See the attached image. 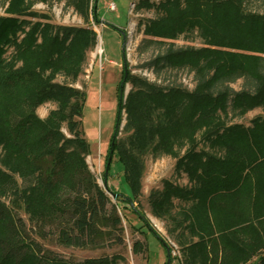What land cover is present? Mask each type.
<instances>
[{"label":"trees","instance_id":"1","mask_svg":"<svg viewBox=\"0 0 264 264\" xmlns=\"http://www.w3.org/2000/svg\"><path fill=\"white\" fill-rule=\"evenodd\" d=\"M53 1L13 0L9 12L16 17H0V193H11L13 210L23 207L42 239L54 236L68 248L121 251L80 262L42 255L38 244L24 238L23 221L0 202V264H129L118 206L86 162L91 150L81 124L87 96L70 86L82 72L87 51L96 45V33L90 28L55 29L49 23L20 19L36 17L30 7ZM97 1L93 0L91 12L90 0H66V6L86 23L90 15L99 23ZM183 3H142L146 9L155 8L158 16L145 24L146 37L138 51L156 52L143 67L157 80L166 73L188 71L196 87L189 92L175 82H150L125 69L120 89L122 94L126 84L133 86L126 106V129L132 133L116 138L120 105L104 178L112 176L115 157L123 167L115 175H122L130 190L125 203L133 205L142 188L143 155L151 151L154 158L177 157V169L187 174L191 188L165 183L162 192L152 194L151 206L162 217L175 208L176 199L193 203L194 223L189 227L200 241L186 251L183 264H219L220 248L225 258L220 264H245L256 255L251 264H264L260 231L249 243L242 237L250 224L264 222V118L253 119L249 127L225 122L228 115L264 110V12L246 11V0ZM196 30L205 47L174 44ZM58 76L65 79L62 84L54 82ZM238 81L242 87L236 91L232 85ZM47 103H55L57 109L42 120L36 111ZM63 128L71 137L63 134ZM202 130L207 151L198 150L197 134ZM14 175L28 186L20 189ZM229 202L243 212L236 209L227 222L228 216L216 206L226 208ZM247 205L251 212L244 210ZM132 211L149 225L144 214ZM133 228L143 234L141 228ZM230 244L240 246L231 263L226 261L231 255L225 253ZM146 251V243L132 244L133 255ZM172 262L170 254L166 264Z\"/></svg>","mask_w":264,"mask_h":264},{"label":"rangeland","instance_id":"2","mask_svg":"<svg viewBox=\"0 0 264 264\" xmlns=\"http://www.w3.org/2000/svg\"><path fill=\"white\" fill-rule=\"evenodd\" d=\"M12 1L13 0H0V17H16L9 12ZM166 1L168 0H136L134 7L131 8L132 0H98L96 15L99 23H96L91 15L86 23L73 8H68L66 6V0H54L51 4L38 3L29 9L31 13L37 14L36 17L29 16L20 18L31 22V24L39 21L43 24L49 23L55 29L90 28L96 33V45L93 49L87 51L82 72L78 76L76 82L70 86L84 91L87 96L81 124L84 138L90 143L91 150L90 155L86 158V162L91 172L95 174L99 186L104 190H109V192L107 191L108 196L111 201L118 206L125 229L126 249L123 250V252L128 256L129 264H141V255L135 256L131 252L132 244L135 241H140L137 239L139 236L147 240L150 264H160L162 259L161 252L165 248L168 252V262L169 255L171 254L173 262L176 264H183L186 260V251L193 243L200 241V237L192 233L189 227L194 223L193 219H191V207L193 203L180 202L176 199L174 200L175 208H172V211L168 215L162 217L156 216L151 206L152 194H159L162 192L165 183L184 189L191 188L187 174L183 170L177 169V157L164 155L160 158H154L151 151L143 155L142 161L144 167L142 188L139 198H137L133 205L125 203V196H129L130 190L123 176L116 177L115 175L119 172L121 173L123 170L122 165L116 161L115 157L111 159V162H113L111 168L112 176L107 177V179L104 178L105 162L116 134V128L118 127L117 122L119 119L118 112L120 105H123V109L116 138L125 139L132 133V131L126 129V106L128 104V96L132 92L133 86L131 84H126L122 94L120 89L125 69L127 72H130L131 75L146 78L150 82L166 85L175 82L189 92L193 91L196 87L193 74L188 73V71L166 73L163 75L162 79L157 80L156 76L151 71L143 67L146 62L156 55V52L151 49L149 52L140 54L138 47L146 37L144 34L145 24L149 20L155 19L158 16V12L155 8L146 9L142 7V3L148 2L154 4V6H159ZM180 1L184 4V0ZM92 3L93 0H90V12ZM111 5H114L115 10L110 9ZM182 7H184V5ZM245 9L248 12L263 13L264 0H246ZM23 37L24 35L20 34V39ZM174 44H176L177 47L183 48L192 47L194 49H201L205 47L204 40L199 36L197 30L193 34L182 35L178 40L174 41ZM102 48L103 54L101 56L100 49ZM12 51L13 49L8 50L6 56L9 57ZM104 56L106 60L103 62ZM101 58L102 61H100ZM19 65H21V63ZM93 67L100 71L95 72L92 80L89 82ZM64 81L65 79L62 76H58L54 80V82L59 84H62ZM232 87L236 91H239L242 87V81H238L233 84ZM56 109L57 105L55 103H47L39 107L36 114L40 119L44 120ZM258 117L264 118V110L261 108L239 117L236 115H228L225 118V122L227 126L237 124L249 127L251 121ZM204 131L205 130H202L197 134V140L199 142L198 150L204 149L207 151L209 150L208 146L201 140ZM62 132L66 137H71L66 128H63ZM187 148L188 147L181 149L180 157L184 155ZM1 156L2 148L0 147V157ZM0 169L3 170L1 165ZM14 179L20 189L28 186V183L18 175H14ZM115 195L116 197H114ZM0 202L11 210L15 219L18 218L23 221L25 225L23 231L24 238L29 242L32 241L38 244L42 255L56 256L69 261L80 262L86 258L99 257L103 254H112L121 251L120 248H113L111 250L68 248L60 245L54 236L42 239L36 224L31 222L24 208L13 210L11 207V193H0ZM226 204V208H224L225 206L222 204L217 205L216 210L224 212L228 216L227 222H230V214L236 209L242 210L237 208L239 206L236 204L232 205L230 202ZM244 207L246 213L252 211L251 206L249 207L247 205ZM133 209L144 214L149 225L141 222L132 211ZM263 224H261V226L256 222L250 224V230L246 233H242V237H245L244 241L249 243L251 239H254V235H260L256 234V230L260 231L259 233H261V236H264V230L262 229L264 227H262ZM133 226L141 228L143 234L136 232ZM161 242L165 248L162 246ZM239 247L240 246L231 244L228 249L225 247V249H227L225 252L226 255H231L226 261L229 260L228 262H232L234 254L236 256V254L238 255V252H240ZM262 250L264 251V249ZM262 250L260 252H263ZM144 255H146V252ZM217 256L218 263L220 264L221 260L225 259L223 258L221 248ZM257 258L258 255L254 256L245 264H251L256 261ZM145 260L146 257H143L142 262L145 263Z\"/></svg>","mask_w":264,"mask_h":264},{"label":"crops","instance_id":"3","mask_svg":"<svg viewBox=\"0 0 264 264\" xmlns=\"http://www.w3.org/2000/svg\"><path fill=\"white\" fill-rule=\"evenodd\" d=\"M103 49V48H102ZM104 55H105V53H104ZM106 59H105V56H104V60H103V62L105 61ZM100 61H102V58H101V60ZM98 71H100V70H97V68H94L93 67V70H92V72H91V75H90V79H89V82L92 80V77H93V74L95 73V72H98ZM89 82H88V84H89ZM88 87V86H87ZM138 240H140L142 243H146V245H147V240H144V239H142L140 236H139V238H137ZM161 244H162V242H161ZM162 246L165 248V246L162 244ZM147 248H148V246H147ZM143 257H146V260H145V263L144 262H142V259H143ZM138 258H140V257H138ZM161 262H160V264H165V263H167L168 262V252H167V249L165 248L162 252H161ZM140 263L141 264H150L149 263V256H148V249H147V251H146V255H141V258H140ZM173 264H176L175 262H173Z\"/></svg>","mask_w":264,"mask_h":264},{"label":"built area","instance_id":"4","mask_svg":"<svg viewBox=\"0 0 264 264\" xmlns=\"http://www.w3.org/2000/svg\"><path fill=\"white\" fill-rule=\"evenodd\" d=\"M135 2H136V0H132V3H131V8H133V7H134V5H135ZM110 9H111V10H115V7H114V5H111V6H110ZM102 54H103V49H100V55L102 56Z\"/></svg>","mask_w":264,"mask_h":264},{"label":"water","instance_id":"5","mask_svg":"<svg viewBox=\"0 0 264 264\" xmlns=\"http://www.w3.org/2000/svg\"><path fill=\"white\" fill-rule=\"evenodd\" d=\"M109 166H110V160H109V162H108V164H107L106 173H108ZM114 197H116V195H115Z\"/></svg>","mask_w":264,"mask_h":264}]
</instances>
